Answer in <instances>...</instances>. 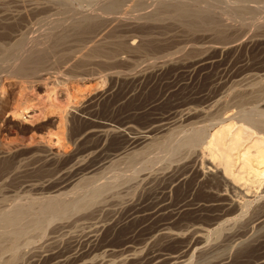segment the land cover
I'll return each mask as SVG.
<instances>
[{
	"label": "rangeland",
	"instance_id": "obj_1",
	"mask_svg": "<svg viewBox=\"0 0 264 264\" xmlns=\"http://www.w3.org/2000/svg\"><path fill=\"white\" fill-rule=\"evenodd\" d=\"M93 1L94 0H0V35L3 30L6 31L3 25H6L7 22L8 24L6 27L8 26L7 28L9 31L12 26H14L15 29L19 30V33L23 32L19 37L26 34L22 36L23 38L20 37L21 41L22 39L23 41L25 40V42L22 41L24 44L21 43V47L23 46L22 48L19 47L20 45L12 46V43H9L11 40L5 38L4 41V37L2 38V36H0V41L3 40L5 42L0 43V50L9 47L7 45L11 46V49L10 47L8 48L10 49V58L0 59V146L2 147L3 145L2 149H0V163L3 162V160L6 161V159L10 162L9 167L7 166L5 170L3 169L4 171H0V203L2 206L4 202H7V204L11 203L10 200L13 201L12 203L17 202L25 206L30 202V197L28 196L36 198L41 197L42 195L40 194L45 195L52 192L54 193L60 187V183H63L64 179L67 181V179L76 176L73 174H77V178L75 177L76 179H78L79 176L82 177V173L84 177L89 176L84 173V171H86L85 169H88L85 168V166L90 165V163L92 164L93 161L95 163L98 157H104L107 153L106 149H111L115 146L116 139L112 138L113 135H110L105 143L96 138H92V140L78 138L82 129L88 125V120L84 117L86 112H91L97 119L110 121L117 125L119 123L130 124L129 126L131 128L126 130L127 135H130L134 131L143 134V132L146 131L144 129L150 126V124H155V121L160 117L168 115L165 121L168 120L167 125L169 127L167 126L165 131L162 130L157 132L156 130L154 132L153 130L151 136L154 134L153 138L155 135L161 137L166 131L170 132L171 129L174 130L175 128L176 133H179H177L179 137L188 138L187 136L191 137L196 131L202 132L203 137H207L210 134L212 135V132L216 129L215 127L224 124V122L226 123L229 119L232 120L237 118L240 114H245L244 109L246 107L248 111L254 107L259 109L262 106L261 108H264V26L261 28H256L255 25V27L248 26L247 28L251 29V32H248L250 34L247 33V36H243L246 37L244 38L245 41H241L237 46H232L230 42L223 43L219 42L221 40H215L216 42L213 43V47L208 50L202 47L206 45L202 44L206 43V41H201V36H199V34H192L194 37L191 34H187L190 36L188 37L190 41L188 40L185 43L182 36L180 37L179 35L181 41L176 38L175 30L177 29L175 28L173 31V29L169 27V30H167L169 33H164L163 35L159 34H161L163 30V32H165L166 29L158 30L154 28L156 30L154 31V34H156L155 36L159 38H170L165 42H159V44L156 45L157 47L154 46V50H147L149 52L143 51L142 53V51H140L141 53L136 52L132 53L134 54L132 55L122 50L119 53L117 52L115 59H109L108 63L105 64L96 61L78 64L75 61L76 59H74V55L76 54H72L77 52L75 51L76 49L79 50L82 48L84 42H81L80 44L82 45L71 44V46H69V48L71 47V51L72 49L75 51L69 54L71 56L67 55L62 58H58L57 56L47 57L43 62V68L38 69L37 73L23 76V74L16 71V66L14 65L17 64L19 60L15 58V56L17 53H20L22 49L26 50L28 46L26 44L27 38H30L28 41L33 38H36L34 41H37V39L39 40L42 30H45L46 24L48 26L50 22L49 19V22L46 21V19H43V22L42 20L37 22L39 16H35L37 11L55 10V8L60 7L57 9V12L59 10L60 14L57 13V15L63 13L62 15H67L65 17H75L76 14L73 12L74 8L76 11L78 10L77 12L81 9L85 11L91 6H97L101 0H95L98 4ZM115 1L118 2V11H120L121 9L135 5L139 0H134L135 2L132 0ZM149 1L140 0L139 3L142 2L143 5H145V2L149 3ZM172 1L176 3L186 2L185 7L189 8L188 4H190V9H200L201 6L203 7L209 3V1L211 2L207 4V6L212 7L213 5L211 6L210 4H214L216 7L213 6V8L219 7V9L226 8L229 10L231 7L233 8V6L238 9L241 6L243 8L244 5L250 8H255L256 6V8L261 7L259 9L261 14H263L261 9L262 11L264 9V0H216L220 5L219 3L217 5L215 0L213 2L212 0ZM193 1L195 2L192 3ZM198 2L204 5L200 3L197 4ZM90 3L92 5H90ZM226 3L230 4V8ZM129 4L130 6H128ZM234 4H237V6ZM63 5L65 6V13L61 11V9L64 10ZM222 5L223 7L220 8ZM224 5L226 7H224ZM71 7L74 8L72 9ZM77 8L81 9L79 10ZM54 10L50 12L53 13ZM232 11H235V9ZM238 11L242 12V14L239 15L241 19L244 16L246 18L249 13L246 9L242 10L239 8L236 12ZM250 15L252 16L253 14L249 13L247 17H250ZM60 17L61 19L64 18V21L70 20V18L67 19L64 16ZM240 18H237V21L239 20L238 23H243V19L241 20ZM71 19H73V17H71ZM167 19L168 18L164 21L172 24V26L179 24L174 23L176 20L171 21V19ZM143 20L147 22H144V26L145 24L147 26L152 24L147 18ZM127 21L132 22L134 20L129 18ZM152 22H154V20H152ZM11 24L12 26H10ZM50 24H52V22H50ZM134 25V23H130L129 26L121 29L117 33V36L119 37V35H121L120 37L122 39L124 35L125 40L127 41L129 39V42L134 36L132 41L137 40L138 37L136 34L138 33L134 32L137 31ZM159 31H161V33ZM120 32L121 34H119ZM238 42H240V40ZM176 43L180 44H178L179 47ZM247 43L251 44L248 45ZM210 44L211 43H209V45ZM224 44L229 46L226 47L227 49H225L224 46L225 50L223 49L220 51V47ZM197 45L202 48H199ZM77 46L81 47L79 48ZM14 47L18 48L15 49ZM204 51L215 55L219 60L212 66L210 65L211 67H202V70L200 67L196 68V66L193 65V60L204 53ZM6 63L8 65H6ZM194 66L195 68H193ZM102 89H104V92L106 91L105 94L102 93ZM172 89L173 91H170ZM165 94L166 96H163ZM242 95L243 97H241ZM238 98L239 100H237ZM184 101L188 102H186L187 105ZM181 102L183 104H180V107L184 106L182 110L185 109V107L190 110L192 115L191 119L185 116V111L187 112V110L182 111L178 107V103ZM75 106H78L80 111H76ZM237 109H240V111L238 110L235 114ZM171 111L175 116L172 115ZM169 114H171L173 118H171ZM231 115L233 117H230ZM214 120L219 123H214ZM182 131L183 133H181ZM171 132L174 133L175 131L171 130ZM180 133L183 135L180 136ZM118 140L122 142L124 138L121 137ZM152 143H154V139L150 144H145V146L148 145L147 148L149 147L147 150H145L146 148L143 144L142 146H135L136 150L135 148L130 149L131 151L133 149L135 151H137V149L138 151L139 149L143 151L140 161L141 163L144 161L145 164L147 161L146 167L143 166V163V171H140L143 174H160L164 173V171L167 172L171 170L173 167L181 168L184 164V166H186L191 163H194L191 164V167L195 165L203 168V164H201L203 158L205 164L207 163L206 159L208 157L204 155L202 150L203 146L201 145L202 147H200L201 143L194 145V147L192 146L190 149L184 147H179L180 149H177L178 147H176V149L174 148L171 150L169 147L163 152L165 155H162L163 153L161 154L162 157L156 154L154 155ZM87 148L88 150H86ZM144 150L147 155L144 153ZM90 151L94 154L92 152L90 153ZM169 151L171 153H169ZM174 153H176L177 156ZM147 156H149L148 158L151 161L148 160ZM79 158H84V160L82 159L84 163H82L83 166L77 170L72 168L73 171H71L69 165L75 162V159L77 160ZM154 158L156 159L154 160ZM123 160L122 163L119 162L121 163L119 165L126 166L125 163L127 159ZM96 166L97 164H95V167ZM74 171L77 172L75 173ZM137 174H135L137 176H133L134 179L133 177L129 179L127 177L125 180H120V185L117 181L115 183V185L118 184L117 187L113 186L116 188L115 191L110 189L108 191L106 189L107 192L103 190L105 192H102L103 194H101V197L104 200L106 199L105 201H109L107 204L102 205L104 200L99 196L102 200L100 201L98 198L99 201L97 200L96 203H98L99 206L95 203V205L93 204L76 212L71 211L72 213L63 215L64 217L54 216V219L51 218V221L48 220L49 222L47 221L44 223L45 226L43 224L39 230V226L33 227L34 230L32 228V231L28 232L29 234L22 235L19 241L20 246L17 247L18 251L16 257H14L15 259L11 263L119 264L118 262L122 263V261H118L120 255L123 253L122 250L125 248V244H128L134 248L135 253L132 258L127 259V261L125 260L126 262L122 264H150L147 261L150 256L154 254V251L164 253L179 252L185 249L186 244L188 245L190 242L194 244L195 241L197 244L191 245L192 248L186 251L187 254H184L185 262L182 264H215L222 258H226L227 262H225V264H253L255 259L263 255L264 223L255 219L260 212L261 202L264 201V185L262 184L264 180L259 186V189L255 186L252 187L253 189L250 187L251 190L249 189L248 192L243 187L245 194L241 186V188H237L238 190L236 189V191L229 192V196L234 200L233 204H236L238 208L237 212L226 216L224 220L208 225V223L213 221V216L220 210L214 209V211L213 208H209V211L203 208V210H196L197 212L186 210L181 212L176 218H170L168 213H165L158 217L159 219L157 218V220H150L146 216H138L130 220L127 219L128 214L136 208V205L138 206L142 203L144 205L149 204L150 200L154 199L155 193L158 196L166 195L172 207H175L184 197L186 199L190 197L191 200L189 201L193 203L210 201L212 198L215 199V193L210 189L216 190L219 187L216 186V184L219 185L215 183L216 181H210V177H208V179L206 177L205 179V177L202 178L200 175L199 179L202 180H196V178H198L197 174H200V172H195L194 174L193 171L191 177L187 180L188 183L186 182L181 187L172 188L173 191L171 190V192L168 189L165 193H162V180L155 179V182L151 181L152 184H149L151 182L148 183L149 186L148 184L146 185L144 181L140 180L139 172ZM61 180L63 181L61 182ZM114 188L112 189L114 190ZM110 191L112 193H110ZM167 194H169L170 197H167ZM44 195L42 197H45ZM115 196L117 198H115ZM13 197L15 198L12 199ZM19 197L22 201L25 198L29 199L22 202ZM2 199L4 201L3 204L1 201ZM7 204L4 207H7ZM36 206L37 205H35L34 208L38 210ZM133 206L135 207L133 208ZM212 210L213 212H211ZM166 220L169 221L168 229L170 231L179 232L182 230H178V226L190 221H196L197 226L200 225L203 228V231L201 230L200 232L202 237L193 235L194 230L192 231V229L184 232L182 231V234L178 236L161 235L153 231L158 228L159 223ZM99 224H103V227L100 229V232H98L97 239L90 243L89 239L84 236H86L85 234H87L89 230ZM154 232H156V234ZM1 243L8 244L6 241H2ZM106 248H108V251ZM113 251L115 253H113ZM10 256V251L0 252V264H7V259H9ZM57 257L61 258V260L58 261ZM169 262L170 261H165V263L162 262L160 264H172V262Z\"/></svg>",
	"mask_w": 264,
	"mask_h": 264
},
{
	"label": "bare ground",
	"instance_id": "obj_2",
	"mask_svg": "<svg viewBox=\"0 0 264 264\" xmlns=\"http://www.w3.org/2000/svg\"><path fill=\"white\" fill-rule=\"evenodd\" d=\"M57 1H59V0H57ZM97 1L94 0L93 2L97 3ZM121 1H123V0H121ZM132 1L135 2L134 0H132ZM139 1L136 4L134 3L135 5H133V6H130V4L132 3L131 2L128 5L130 7L121 9L120 11H118V7H119L118 2H116L115 0H101L99 4L97 3L98 4L97 6L96 5L93 7L91 6V7L87 8V10H85V11L84 10L82 11L81 8H80L81 10L79 8H77L80 10L79 12H77L78 10L76 11L74 7H71L72 9L74 8L73 12L76 14V16L75 17L70 16L69 17L70 20H65V21H64V18L61 19L60 16L65 17L67 15H62L63 13H61V15H57V13H59V10L57 12V9H59L60 7L55 8V10L52 9V10H54L53 13L50 12V11H52L51 9L37 11L35 13V16L39 15L37 22H40L41 20L43 22V19H46V21H48V22L50 20V22H52V24H50V22H49L48 26L46 24V27H45L46 29L42 30V32H41L42 34L40 33L41 36L39 34V36L41 37V40L39 37V40L37 39V41L36 40L34 41V39H36V38H33L32 40L28 41L30 38L28 39L26 36V38H27L26 44L28 45L26 47V50L22 49V51H20V53H17V55L15 56V58H18V60H19L18 63L14 65V66H16L15 67L16 71L18 73L23 74V76L24 75L27 76L28 74L37 73L38 69L43 68V66H44L43 62L47 57H49V56H55L56 57L57 56L58 58H62L64 56H67L74 50V49H72V51H71V47L69 48V46H71V44L82 45V44H80L81 42L82 43L84 42L83 43L84 45H82V48L79 50L76 49L75 51H77V52L73 51L75 53L72 54V55L76 54V55H74V57H75L74 59H76L75 61L78 64H83V63L85 64L87 62L89 63L90 61H93V62L96 61L98 63H104L105 64V63H108L109 59H112V58L115 59L117 52L119 53L122 50H125V52H127V54L128 53L132 54V53H136V52L138 53L140 51H142V53H143V51L152 50V49L154 50V48H155L154 46L158 45L159 42H165L168 40V38H170V37L159 38L158 36H155L156 34H154L155 33L154 31H156V30L154 28H157L158 30L166 29V31L163 32L164 31L163 30L162 33H161V31H159L161 33L159 35H163L164 33L168 34L169 32H167V30H169V27L171 29H173V31L175 29H177V30H175L176 38L179 39L182 36V39L184 38L185 43H186V41L189 40L188 37H190L187 34H191V35L192 34H199V36H201L200 40L206 41V43H202V44H206V45H203L202 47L207 48V50H208V49L213 47L212 45H213V43L216 42L215 40H221L219 42H223V43L230 42V43H232V46L233 45L237 46L238 44L241 43V41H243V40L245 41L244 38H246V37H243V36H245V35L247 36V33L251 32V29L247 28L248 26H250V27L256 26V28L257 27L261 28L262 26H264V9H263V11L261 9V12H263V14H261L260 10H259L261 7L256 8V6H255V8L254 7L250 8L249 6H246L243 4L244 7L242 8V6H241L239 8L242 10L246 9L247 11H249L250 14L252 13L253 15L252 16L250 15V17H247V16H249V13H248L246 18L243 15L244 16L242 18L243 23H241V22L238 23L239 20L237 21V18L239 19L241 17L239 15H241L242 12H239V11L236 12V10H238L239 8L236 9L235 6H233V8L232 7L230 8L229 7L230 4H227V3L226 4L230 8L229 10H227L226 8L225 9L221 8V7H223V5L220 6L221 9H219V7L213 8V6H215L214 4H210L211 6L213 5L212 7L207 6V4H209L211 1H209V3L206 2L207 3L206 5H204L201 2H198L197 4L200 3L201 5H204L203 7L201 6L200 9H198V8L197 9L196 8L190 9V7H191L190 4H188L189 8H187V7H185L186 2L185 3H182V2L176 3L172 0H150V1L148 0L149 3L145 2V5H143L144 1H143V3L141 2L142 4L139 3ZM181 1H183V0H181ZM195 1H193L192 3H194ZM213 1L214 0H212V2ZM215 2H216V0H215ZM187 3H188V1H187ZM189 3H191V2H189ZM218 3H217V5H218ZM249 3H251V2H249ZM237 4H234V5L237 6ZM60 5H62V4H60ZM90 5H92V4L90 3ZM219 5H220V3H219ZM225 5H224V7H226ZM231 5H233V4H231ZM65 6H66V4H65ZM65 6L63 7L64 10L61 9V11L64 13L66 12ZM196 7H199V6H196ZM42 9H43V7H42ZM67 9H68V7H67ZM233 9H235V11H232ZM69 10H68V13H69ZM244 14H245V12H244ZM71 17H73V19H71ZM65 18L69 19L68 17H65ZM129 18L131 20L133 19L134 21H132V22L127 21V20H129ZM146 18L149 19L150 21L149 20L148 21L152 24H150L148 26L145 24V26H144V22H146V20H143V19H146ZM166 18L171 19V21L176 20V22L174 21V23H179V24L175 25L173 23L175 26H172V24H169L168 22L164 21ZM152 20H154V22H152ZM48 22H46V23H48ZM44 23H43V25H44ZM130 23L135 24L134 28L137 31H134V32H136L140 35L136 34L138 39L132 41L135 37L134 36L133 39L130 38L131 40L129 42L128 41L129 39L127 41L125 40L124 35L122 37L124 38L125 41L123 40V38L121 39V37H120L121 35H119V37H120L119 38L117 36V33L121 29L129 26ZM7 24H8V22L6 23V25ZM12 24L10 26H12ZM36 24H40V23H36ZM36 24H35V26H36ZM6 25H3L6 28L5 29L6 31H4V30H3V32L1 31L2 33L0 36H2V38L4 37V41H5V38H8V40L13 41V42H11V41L9 42V43H12V46L20 45L19 47H21V43L24 44L23 42H25V40L23 41V39H22V41H23L22 42L20 37L23 38L22 36H25L26 34L24 33L25 35H21L19 37V35L23 34V32L19 33L18 32L19 30L15 29L14 26H12V28L9 31L7 28L8 26L6 27ZM33 28H34V26H33ZM31 30H32V28H31ZM119 34H121V32ZM248 34H250V33H248ZM33 35H35V34H33ZM179 35H180V37H179ZM168 36H170V35H168ZM127 38H129V37H127ZM171 40H172V38H171ZM239 40H240V42H238ZM1 41H3V40H1ZM1 41H0V43H5L4 41L3 42H1ZM235 42H237V43H235ZM173 43H174V41H173ZM179 43H176V44L178 45ZM185 43H184V45H185ZM209 43H211V44L209 45ZM230 43H229V45H230ZM249 44H251V43H249ZM179 45H178V47H179ZM7 46H9L11 49L10 45H7ZM224 46H225V49H227L226 47H228V46H226V44H224L220 47V51H222L224 49ZM9 47L3 48L2 50H0V57H2V58H0L1 60H3V58L8 59V57L10 56V51H9L10 49H8ZM77 47L80 48L81 46H77ZM202 47L200 46L199 48H202ZM17 48H15V49H17ZM21 48H19V49H21ZM180 48H182V47H180ZM13 51H15V50H13ZM147 52H149V51H147ZM207 53L204 51V53H202V54L200 53L201 55H199L198 57H196L193 60V65H195L196 68L200 67L202 69V67H204V68H206V67L208 68V66L211 67L216 61L219 60V59H217V57L215 55L209 54V52H207ZM172 54H173V52H172ZM132 55H134V54H132ZM69 56H71V55H69ZM166 57H167V55H166ZM6 59H4V60H6ZM6 65H8V64L6 63ZM195 66L193 68H195ZM190 67H192V66H190ZM170 91H173V89ZM169 92H167V93H169ZM102 93L105 94L106 91L104 92V89H102ZM254 95H257V94H254ZM163 96H166V94ZM241 97H243V95ZM214 98H215V96H214ZM243 99H245V98H243ZM237 100H239V98ZM161 102H162V100H161ZM185 103H184V105H185ZM187 103H186V105H187ZM180 104H183V103L182 102L178 103V105H179L178 107L182 110V108H184V106L180 107ZM189 104H190V102H189ZM240 104H242V103H240ZM246 108L244 109L245 114H240V116H238V117L236 116L237 118L232 119V120L229 119L230 117H233L231 115L228 118L230 121L227 119L228 121L226 123L224 122V124H221V125L218 124L219 126L215 127L216 128V129L214 128L215 130L213 129L214 132H212V135L210 134L211 136L209 135L210 137L207 136L208 138L203 137V133L200 131L194 132L191 137L186 135L188 138H181L178 135L179 133L178 132H177L178 134L176 133V129L174 127H173L174 130L171 129L172 131H175L174 133H172L170 130V132L172 134L170 132L166 131L165 133H163V136L158 137L157 135H155L156 137L154 136V138H153L154 134L151 136V132H153V130H154V132L156 130H157V132L162 131V130L165 131V128H167V126H168L167 125L168 120L165 121L167 119L168 115H166L164 113L163 114L166 116L160 117L158 120L155 121V124H150V126H148L146 129H144L146 131L143 130L144 131L143 134L137 133L134 131L130 135H127L126 130L131 128L129 126L130 124L128 125L126 123H119L117 125V124L110 122V121H103L101 119H97V117L94 116V114H92L91 112H86L84 117L88 120V125L82 129V131L79 133L78 138L84 139V140H86V139L92 140V138H96L97 140H101V141L105 142L109 138L110 135H113L112 138L116 139L115 140L116 141L115 146H113L111 149L110 148L106 149L107 153L105 154L104 157H101V158L98 157L96 159L97 161L95 163L93 161L92 164L90 163V165L85 166V168H88V169H85L86 171H84V173H86L87 176L89 175L88 177H84V175L82 173V177L79 176L80 178L78 177V179H76L77 174H73L74 176L76 175L75 176L76 178L75 177L74 178L69 177L70 179H67V181H65V179H64V181L61 180V182L63 181V183L62 184L60 183V187L54 193L52 192V193H48L45 195L40 194L42 196L44 195L45 197H42V196L36 197L35 196L36 198H34L32 196L33 198H31V196H28V197H30V199L28 198L30 200V202H29V204H27L25 206L23 204H19L17 202L12 203L13 201H11V200H10L11 203L8 202L9 204H7V202H4L3 199L1 200L2 204L4 202V205L2 206L0 203V252H2V251H8V252L10 251L11 252V256L9 257V259H7L8 260L7 264H12L11 262H13V260L15 259L14 257H16V254L18 251L17 247L20 246L19 241H20L22 235L27 234L29 231L31 232L33 227L35 228V226H39V228H38V230H39V229H41L43 224L46 223L48 220H50L51 218L54 219L55 218L54 216L60 217L63 215H67L68 213H72L74 211L76 212L80 209H84L85 207H89L93 204L95 205L98 198L100 199L101 194H103L102 192H105L103 190L107 189L109 191V189H110L112 191H115L116 188H114L113 186L117 187V185L118 184L120 185V182L123 179L125 180V179H127V177L129 179V178L133 177L135 174H137L138 172L140 175V180L144 181V183H146V185L151 181L155 182L154 181L155 179L162 180L163 181V185L161 187L162 189L160 188L162 190V193H165L168 189L171 192V190L173 191L172 188H177V187L183 186L187 182V180L191 177V174L193 173V171H194V174H195V172L196 173L200 172V174H197L198 178H196V180L197 179H198V181L202 180V179H199L200 175L202 176V178L205 177V179H206V177H207V179H208V177H210L211 178L210 181L211 180H213L212 182L216 181L215 183L219 184V185L216 184V186L217 187L219 186V187L216 190L210 189L211 191H213L215 193V196H216L215 199L212 198L210 201H205V202L203 201L201 203L200 202L199 203L198 202L193 203L192 201L191 202L189 201V200H191L190 197L188 199H186L184 197V199L182 198L183 200L181 202H179L177 204V206H175V207H172L169 199L166 198V195L158 196L155 193L154 199H151L149 204L145 203L147 205H144L142 203V204H139L138 206L136 205V208H134L135 206H133L134 210L131 211L127 216L128 217L127 219H129V220L131 218L134 219L138 216L139 217L140 216L141 217L146 216L150 220H154V219L157 220L158 217H160L161 215H163L165 213L166 214L168 213L170 218H174V217L176 218L181 212H184L186 210H193V212H197L196 210H203V208L207 209V210L209 208L210 209L213 208V210L214 209L220 210L215 216H213L214 217L213 221L208 223V225H210L211 223H216V222H219L220 220H224V218L228 215L235 214L237 212L238 208H237L236 204H233L234 200L231 198V196H229V192L236 191V189L238 187L239 188L242 187L241 189H243V187H244V189L247 191L249 189L251 190V188L254 186L258 187L257 189H259V186L261 185L262 181L264 180V108L260 109L258 107L259 109H257L254 107L255 108V109L253 108L254 110L251 108L252 111L250 108H249L250 109L249 111L246 110ZM189 109H190V107H189ZM75 110L80 111V108L78 106H75ZM184 110H187V112L185 111V116L189 117L191 119L192 115H191L190 110H188V108H186V107L182 111H184ZM238 110L240 111V109H237L235 114L237 113ZM172 115H173V112H172ZM169 116L171 117V114H169ZM173 116H175V114ZM234 117H235V115H234ZM171 118H173V117H171ZM168 119H169V117H168ZM180 119H182V118H180ZM186 119H188V118H186ZM225 120H223V121H225ZM214 121H215L214 123H219V122H216V120H214ZM212 122H213V120H212ZM194 130H196V129H194ZM179 132H180V130H179ZM204 132H205V129H204ZM181 133H183V131ZM207 133H208V130H207ZM184 134H186V133H184ZM182 135L183 134H181L180 136H182ZM121 137L124 138V141H122V142L120 140H118ZM153 139H154V143H152L153 144L152 149L154 150L153 153H154V155L156 154L159 156H161V154L169 147H170L169 149H171V150L174 148L176 149V147H178L177 149H180L179 147H184V148L190 149L192 146L194 147V145H198L199 143H201L200 147L203 146V149H202L203 153H204V155H206L208 157V158L206 157L207 163L205 164V162H204L205 160L203 161V159H204L203 158L202 163L200 162L201 164H203L202 165L203 168L197 167L195 165H193L191 167V164H194V163H191L190 165H188L186 162V164L188 166L187 165L184 166L185 165L184 164L183 167L181 166V168L173 167L171 170L168 169L169 171H167V172L164 171V173H160V174L159 173H156V174L152 173L153 175H149L146 173L143 174L140 171H143L142 170L143 169V167H142L143 163H144L143 166L146 167L147 161H146V164L144 161L141 163L140 158H142L141 156H142L143 151L140 149H139L140 153H139L138 149H137V151H135L136 150L135 146H138V145L142 146V144L145 146V144H150V142ZM147 146H145V148H146L145 150L149 149V147L147 148ZM2 147H3V145H2ZM2 147L0 146V149H2ZM131 148H135V150L133 149L131 151L130 150ZM86 150H88V148ZM145 150H144V153H145ZM91 152L92 151H90V153ZM169 153H171V152L169 151ZM77 154H76V156H77ZM174 154L176 155V153H174ZM162 155H165V153H163ZM148 157L149 156H147V158ZM151 157H152V155H151ZM153 157H155V156H153ZM144 158H146V157H144ZM82 159L84 160V158H81V159L79 158L77 160L75 159V162L72 161L73 163H71V165H69V167H71L70 168L71 171H73L72 168H75L77 170L78 168L83 166L84 163H83ZM123 159H127L126 163L127 164L129 163V164L127 165L125 163L126 166L119 165L124 161ZM155 159L156 158H154V160ZM144 160H146V159H144ZM148 160H149V158H148ZM149 161H151V160H149ZM119 162H121V163H119ZM9 163H10L9 160L8 161H7V159H6V161L3 160V162L0 163V171L3 169L5 170V168L7 166L9 167ZM95 164H97L96 167H95ZM91 166H92V168H91ZM176 166H178V165H176ZM67 168H68V166H67ZM65 170H68V169H65ZM82 170H84V169H82ZM86 174H85V176H86ZM137 175H135V176H137ZM197 175H196V177H197ZM122 176H124V177H122ZM133 179H134V177H133ZM117 181H118V184L115 185V183ZM126 182H127V180H126ZM152 182L149 184H152ZM262 184L264 185V181ZM112 188H114V190ZM146 188H147V186H146ZM159 190H157V191H159ZM245 190H244V194H245ZM242 192H239V193H242ZM110 193H112V192L110 191ZM167 193H169V192H167ZM116 196H115V198H117ZM167 197H170V195L167 194ZM2 198H3V196H2ZM4 198H5V196H4ZM14 198L15 197H13L12 199H14ZM26 199L27 198H25L24 200H26ZM17 200H18V198H17ZM20 200H21V198H20ZM105 200L103 201L104 203L102 202L103 203L102 205H105L109 202V201H105ZM100 201H102V200L100 199ZM5 203L7 204V207H4V206H6ZM96 204H97V206H99L98 203H96ZM35 205H37L36 208H38V210H35V208H34ZM100 206H101V203H100ZM213 210L211 212H213ZM173 220H175V219H173ZM255 220L264 223V201L261 202V209H260L259 214L256 216ZM168 223H169L168 220L159 223L158 228H156L153 231H156L161 235L165 234V235H171V236H178V235L182 234V231L184 232V231H188L189 229H192V231L194 230L193 235L201 236L200 232L203 229L200 225L197 226L196 221H190V222L184 223L183 225L177 227L178 230H182L181 232L170 231L168 229V225H169ZM203 223H205V222H203ZM44 226H45V224H44ZM102 227H103V224L102 225L99 224V225L94 226L91 230H89L87 232V234H85L86 236H84V237L85 238L87 237L89 239L90 243H91V241H95V239H97V237H98V234H99L98 232H100V229H102ZM34 228H33V230H34ZM156 232H154V233L156 234ZM150 234H151V232H150ZM155 234H152V235H155ZM203 235H205V234H203ZM149 236H151V235H149ZM149 239H150V237H149ZM24 240H25V238H24ZM2 241H6L8 244H6V243L3 244V243H1ZM201 241H202V239H201ZM195 244H197L196 241L194 244H192L190 242L188 245L187 244L185 245L186 247H185V249L183 248L184 250L179 251V252L176 251V252H171V253L170 252L164 253V252H159V251L155 252L154 251V254L152 253L153 255H151V256L149 255L150 258L148 259L147 262H149L150 264H158V263L160 264L162 262L165 263V261H170V262H172V264H182L183 262H185V257H184L185 255L184 254L186 253L187 250L192 248V246ZM125 245H126L125 248L122 250L123 253L120 255L121 259L119 258V260H118V261H122V263L126 262L127 259L132 258L134 256V253H135L134 252L135 250H134V248H132V246H130L128 244H125ZM104 246H105V244H104ZM106 249L108 251V248H106ZM118 250H119V248H118ZM114 251H113V253H115ZM120 251H121V249H120ZM117 252H119V251H117ZM57 259H58V261L61 260V258H58V257H57ZM142 259H144V258H142ZM144 261H143V263H144ZM225 262H227L226 258H222L215 264H225ZM118 263L120 264L121 262H118ZM166 263H168V262H166ZM3 264H6V263H3ZM253 264H264V252H263V255H261L260 257H258L257 259H255L253 261Z\"/></svg>",
	"mask_w": 264,
	"mask_h": 264
}]
</instances>
